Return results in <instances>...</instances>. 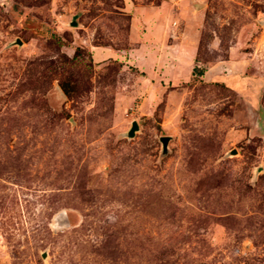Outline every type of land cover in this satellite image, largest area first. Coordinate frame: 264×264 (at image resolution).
I'll return each instance as SVG.
<instances>
[{"label": "rangeland", "instance_id": "374dc122", "mask_svg": "<svg viewBox=\"0 0 264 264\" xmlns=\"http://www.w3.org/2000/svg\"><path fill=\"white\" fill-rule=\"evenodd\" d=\"M0 264H264V0H0Z\"/></svg>", "mask_w": 264, "mask_h": 264}, {"label": "water", "instance_id": "95a60500", "mask_svg": "<svg viewBox=\"0 0 264 264\" xmlns=\"http://www.w3.org/2000/svg\"><path fill=\"white\" fill-rule=\"evenodd\" d=\"M70 25H76V21L75 20H72ZM15 43H18V44H21L19 39H17V41ZM138 129V124L135 120H133L131 122V126H130V129L128 130V132L126 133V135L128 137H132L134 135V132L135 130ZM169 136H162L160 137V141L162 143V154H166L167 153V143H168V140H169ZM235 152V151H234Z\"/></svg>", "mask_w": 264, "mask_h": 264}, {"label": "trees", "instance_id": "16d2710c", "mask_svg": "<svg viewBox=\"0 0 264 264\" xmlns=\"http://www.w3.org/2000/svg\"><path fill=\"white\" fill-rule=\"evenodd\" d=\"M61 88L63 89V91L67 94L69 93L67 87L64 84H61Z\"/></svg>", "mask_w": 264, "mask_h": 264}]
</instances>
